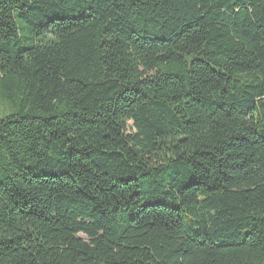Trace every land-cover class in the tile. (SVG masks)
I'll list each match as a JSON object with an SVG mask.
<instances>
[{
	"label": "trees",
	"instance_id": "1",
	"mask_svg": "<svg viewBox=\"0 0 264 264\" xmlns=\"http://www.w3.org/2000/svg\"><path fill=\"white\" fill-rule=\"evenodd\" d=\"M0 264H264V0H0Z\"/></svg>",
	"mask_w": 264,
	"mask_h": 264
}]
</instances>
